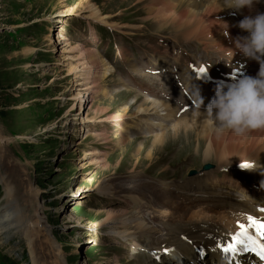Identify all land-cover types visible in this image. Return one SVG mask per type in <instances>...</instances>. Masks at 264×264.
I'll list each match as a JSON object with an SVG mask.
<instances>
[{
  "label": "rangeland",
  "instance_id": "1",
  "mask_svg": "<svg viewBox=\"0 0 264 264\" xmlns=\"http://www.w3.org/2000/svg\"><path fill=\"white\" fill-rule=\"evenodd\" d=\"M221 1L0 0V225L25 219L0 232V264H168L145 251L214 237L197 222L216 218L199 220L192 212L206 210V204H244L232 184L250 189L252 169L206 154L210 137L195 123L199 116L185 91L199 84V68L206 69L199 73L202 80L208 73L220 76L231 62L220 32L224 25L212 24L234 21L214 18L226 9ZM89 2L115 26L87 19ZM206 6L215 9L203 19L194 17L193 8ZM238 21L228 41L241 52L234 43L242 31ZM19 23L25 28H17ZM50 24L54 34H48ZM58 34L66 39L53 43ZM84 51L96 57L90 75L83 69ZM91 79L97 89L90 90L85 113L75 114L71 104ZM198 86L203 94L204 86ZM160 100L177 104L179 111L167 126L168 108L159 125L166 130L143 129L141 120L149 118L142 116L151 115L142 114L151 106L150 119H156L154 103ZM155 136L164 138L155 143ZM219 139L228 147L242 144L225 133L215 140L217 147ZM251 189L246 207L264 199V188ZM196 191L198 199L190 204ZM205 191L212 195H200ZM138 195L143 199L133 203ZM124 211H139L148 230L141 232L133 222L125 236L114 234L112 218ZM166 232L178 244L158 246L157 237Z\"/></svg>",
  "mask_w": 264,
  "mask_h": 264
},
{
  "label": "bare ground",
  "instance_id": "2",
  "mask_svg": "<svg viewBox=\"0 0 264 264\" xmlns=\"http://www.w3.org/2000/svg\"><path fill=\"white\" fill-rule=\"evenodd\" d=\"M185 1L187 3L189 2V3L196 4L199 0H185ZM214 9H215V6H211V7L206 6L204 8H199V9L193 8L194 14H195L194 17L197 16V17H199V19H203L205 17L203 15L205 13H207L208 11H213ZM87 11L90 12V14H91L90 18H92V19L104 20L105 22H108V25L111 27L115 26V24H116L115 22L107 21L106 19L109 18V15H107V16L106 15H104V16L100 15L99 14L100 11L96 7V5L90 4V2L87 5ZM258 12H264V0H253V4L251 5V7H244L239 12H237V17H238V20H241L246 15H255ZM183 15H187V11L180 13L178 15L179 19H182L184 17ZM180 16H183V17H180ZM235 22L236 21L234 19L233 23L224 22L222 24H217V23L213 22L212 24H213V27H219L220 28L226 23L228 27H227V29L224 28V30L227 31L228 35H233L236 32L234 29ZM54 33L55 32H52V34H54ZM241 33L243 35L246 34V32H244L243 30L241 31ZM64 39H66L65 36H63L62 34H58L57 38L56 37L54 38L53 43H62V41ZM82 51H83V49H82ZM84 54L88 55L84 51V53L82 55L83 56L82 60L84 61L83 62V64H84L83 69L86 70V73H88V75H90L92 72L91 61L96 60V57H95V55L94 56L88 55L86 57ZM72 59L74 60L73 56H72ZM85 60H86V62H85ZM87 62L89 65L86 64ZM235 67L237 69V75H236L237 77H240L244 74L255 76L259 70V62L246 57L242 53V56H241L240 60L237 61ZM103 69H108V68L103 67ZM91 77L89 76L86 79H89ZM86 84H87V86L85 87V89H87L88 91L93 90V92H95V90L97 89V85H96L97 83L95 82L94 79L92 81H88V83H86ZM88 97H89V95H88ZM82 100L83 99H81L80 105H77V106H79L81 110H82V108H84V110H85L86 104ZM78 104H79V102H78ZM154 106H155V113L157 114V118L156 119H150V118L149 119H142L141 122H142V128L143 129H147V128L149 129L152 127H157L159 125H162L163 124V116L168 115V110H169L168 108H172L171 106H169L168 104H165V103H163V104L154 103ZM84 110H83V113H84ZM161 111H165V112H161ZM81 112H79L78 115H80ZM201 113H202V115L199 116V120L195 123L199 124L203 128V135L204 136L210 137L209 145L206 148V150H207L206 154H208V152L210 154H211V152H214L215 153L214 155H217L218 161L221 163H225L224 160H227L228 162L230 160H235V162H236L234 164L235 167L249 166L252 169V172L256 177V179L253 180L255 182H252L250 189H248L247 186H245V185L236 187L237 186L236 184H232L234 187L233 191L239 192L244 197L243 202L245 205L242 203V205H239L240 207L235 208L233 203L232 204H223L222 203V205H218L217 206L218 208H216L213 206H208V204H206V205H204V207H206V210H201V208H200L199 211H193L192 212L191 218L198 217L200 220V217H199L200 215H201V217H202V215H205V216H210V217L216 218V219H210L209 221H211V222L204 220L201 223L197 222V224H200L201 225L200 227H203L204 229H206L208 235L214 236L217 239H214V237H205V239H198L200 242L199 244L196 243L198 241L197 239L192 240V242H190L191 240H189V241H185V242H180L178 244V241H176L174 239L172 240V234L170 232H166L165 234H160V236L157 237V239H156L157 245L159 246V245H162L164 243H169V242H170L169 247L176 244V243L178 245L174 246L171 249H167L168 250L167 252L164 251L165 249H163V250L155 249V251H153L154 250L153 249L150 253H148L149 249L146 248L147 250L145 251V253H147V255L150 259L152 258L151 257L152 255L155 259L161 253H163L167 257H169V259H170L169 264H210V259H219V257L222 254L224 256L227 254L230 255V259L224 261L225 264L240 263L245 258H246V260L243 262V264H255V262H254L255 253H253L251 251H247V252L242 251V252L237 253L236 257H233L230 253L222 252L220 247H218V246L219 245L226 246L227 244H229L232 241L233 235H235V233L240 231V228L238 227L239 224L249 225L250 234L253 237H256L257 240H259V238H260V236L257 234L256 228L251 226V222L248 220V217L249 216L254 217L255 221L257 223L264 221V201H262L264 199H261L258 201L253 199L256 207L255 206L252 207L251 205L246 207L247 204L245 202H246V200H248L249 198H251L253 196L252 192L254 189H251V188H253V187L257 188V190L259 192L262 188H264V128L259 130L262 132V135H260L258 133L259 131H257V130L256 131L250 130L244 135L237 136V137L241 138L242 144H240V145L228 147L222 139H219V141L217 142L218 143V147H217L215 140L217 141L219 136L212 133V130H211L208 122L202 120L204 118V116H203V112H201ZM86 118H89V117H86ZM87 121H91V119H87ZM81 122H84V121H81ZM141 122L139 124H141ZM139 124L137 125V127H139ZM142 128L139 127L137 129L141 130ZM78 129H79V131H81V129L83 131L85 130V128L82 126L77 127V130ZM230 135L233 137L235 134L230 133ZM163 138H164V136H155V138H153V139H154L155 143L156 142L160 143V140H162ZM258 185H260L259 188H258ZM161 188L166 189V188H168V186L164 187V185H161ZM107 189H108L107 184H105L104 190H107ZM158 189H156V190H158ZM176 189H177V187L173 186L171 190H176ZM201 193L202 194H200V195H203L204 197H210L212 195V194L210 195L209 191H205V192H201ZM166 194H169V193H166ZM257 194H258V192L256 191V195ZM196 196H199L198 191H196L195 193H193L189 197L190 204L195 203L194 200L198 199V197H196ZM142 199L143 198H141V196H139V195L135 196V199H133V203H138ZM204 199H206V198H204ZM208 201H210V200H208ZM260 202L263 204H261V205L256 204V203H260ZM132 205H134V204H132ZM227 206H232V207H227ZM112 217H113V215H111V218ZM39 218L42 219L41 213H39ZM111 218H110V220H111ZM24 220H22V217L20 218V221L18 218H16L14 223L10 222L9 219L5 220L3 223L4 226L0 225V232H2L3 231L2 229H4V228H8V229L12 228L11 226L13 224H15V225L17 224L16 227H18V225H20ZM39 222H38V224H39ZM133 222H135L134 224L136 225L137 228H139V230H141V232L148 230L147 223L141 220V214L139 211H137V212L136 211H132V212L130 211L129 213L124 211L122 214L114 215V218H112V221H111L112 232H115L114 234H116V233L118 235L120 234L123 237L127 234L126 233L127 232L126 225L129 223H133ZM0 224H2V223H0ZM170 227H171V225H170ZM118 229H121V230H118ZM174 234L175 233H173V235ZM257 236H258V238H257ZM208 240H211V242ZM160 248H162V247H160ZM140 250L141 249L139 248V251ZM205 250H207L208 253L211 255L210 259H209V257L208 258L205 257V255H204ZM79 251H80V247L78 246L77 252H79ZM203 258H205L206 260H203Z\"/></svg>",
  "mask_w": 264,
  "mask_h": 264
},
{
  "label": "clouds",
  "instance_id": "3",
  "mask_svg": "<svg viewBox=\"0 0 264 264\" xmlns=\"http://www.w3.org/2000/svg\"><path fill=\"white\" fill-rule=\"evenodd\" d=\"M252 4L253 0H225L224 8L234 10V15ZM237 26L246 34L235 37V46L246 57L259 62V70L255 76L244 74L229 82L216 83L202 120L208 122L217 136L225 133L241 136L252 129L264 128V12L244 16ZM227 27L225 23L224 28ZM204 99L199 86L194 84L190 100L198 116L202 115L200 109Z\"/></svg>",
  "mask_w": 264,
  "mask_h": 264
},
{
  "label": "snow or ice",
  "instance_id": "4",
  "mask_svg": "<svg viewBox=\"0 0 264 264\" xmlns=\"http://www.w3.org/2000/svg\"><path fill=\"white\" fill-rule=\"evenodd\" d=\"M199 73H205L204 67L199 68ZM248 220L251 222V226L256 228L257 234L260 237H264V221L257 223L254 217L249 216ZM240 231L235 233L232 237V241L226 246L219 245L221 251L224 253H230L233 257H236L239 252L251 251L255 253L260 260L264 261V243H261L256 237H253L249 232V225L239 224ZM165 252L168 250L165 249Z\"/></svg>",
  "mask_w": 264,
  "mask_h": 264
},
{
  "label": "crops",
  "instance_id": "5",
  "mask_svg": "<svg viewBox=\"0 0 264 264\" xmlns=\"http://www.w3.org/2000/svg\"><path fill=\"white\" fill-rule=\"evenodd\" d=\"M16 27H17V28H21V23H19ZM24 59H25V58H24Z\"/></svg>",
  "mask_w": 264,
  "mask_h": 264
},
{
  "label": "water",
  "instance_id": "6",
  "mask_svg": "<svg viewBox=\"0 0 264 264\" xmlns=\"http://www.w3.org/2000/svg\"><path fill=\"white\" fill-rule=\"evenodd\" d=\"M210 167V165L209 166H206V168H209ZM194 172H192V174H193Z\"/></svg>",
  "mask_w": 264,
  "mask_h": 264
}]
</instances>
